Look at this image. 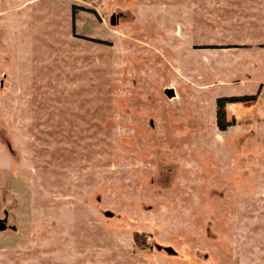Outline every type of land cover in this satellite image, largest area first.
<instances>
[{
    "label": "rangeland",
    "instance_id": "rangeland-1",
    "mask_svg": "<svg viewBox=\"0 0 264 264\" xmlns=\"http://www.w3.org/2000/svg\"><path fill=\"white\" fill-rule=\"evenodd\" d=\"M2 217L0 264H264V0H0Z\"/></svg>",
    "mask_w": 264,
    "mask_h": 264
},
{
    "label": "trees",
    "instance_id": "trees-1",
    "mask_svg": "<svg viewBox=\"0 0 264 264\" xmlns=\"http://www.w3.org/2000/svg\"><path fill=\"white\" fill-rule=\"evenodd\" d=\"M92 40L101 41L96 38H90ZM254 97L253 94H242V95H229V96H218L215 99L216 109H215V123L219 129H223L226 125L231 124V121L225 119V110L223 109V104L226 101L243 100L248 101ZM137 232L134 233V240H137Z\"/></svg>",
    "mask_w": 264,
    "mask_h": 264
},
{
    "label": "water",
    "instance_id": "water-1",
    "mask_svg": "<svg viewBox=\"0 0 264 264\" xmlns=\"http://www.w3.org/2000/svg\"><path fill=\"white\" fill-rule=\"evenodd\" d=\"M113 13H111L110 18H109V22L111 24H114V20H113ZM162 92L163 94L166 96L167 99H171L173 97H175L176 93L174 90V87L172 84L166 85L164 87H162ZM149 124H151V119L148 120ZM6 145L8 147V149L10 148L9 144L6 142ZM5 217L0 218V229H3L5 227Z\"/></svg>",
    "mask_w": 264,
    "mask_h": 264
},
{
    "label": "flooded vegetation",
    "instance_id": "flooded-vegetation-1",
    "mask_svg": "<svg viewBox=\"0 0 264 264\" xmlns=\"http://www.w3.org/2000/svg\"><path fill=\"white\" fill-rule=\"evenodd\" d=\"M226 114V113H225ZM225 119H226V116H225ZM5 223V222H4Z\"/></svg>",
    "mask_w": 264,
    "mask_h": 264
}]
</instances>
